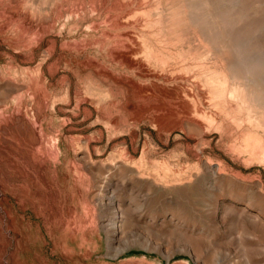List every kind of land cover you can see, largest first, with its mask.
I'll list each match as a JSON object with an SVG mask.
<instances>
[{"label":"rangeland","instance_id":"374dc122","mask_svg":"<svg viewBox=\"0 0 264 264\" xmlns=\"http://www.w3.org/2000/svg\"><path fill=\"white\" fill-rule=\"evenodd\" d=\"M0 264H264V0H0Z\"/></svg>","mask_w":264,"mask_h":264}]
</instances>
